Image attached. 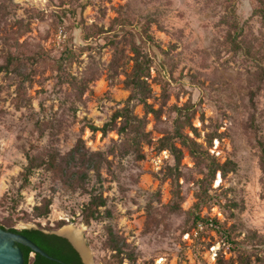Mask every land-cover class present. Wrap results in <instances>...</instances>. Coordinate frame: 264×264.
<instances>
[{"label": "rangeland", "instance_id": "rangeland-1", "mask_svg": "<svg viewBox=\"0 0 264 264\" xmlns=\"http://www.w3.org/2000/svg\"><path fill=\"white\" fill-rule=\"evenodd\" d=\"M260 5L259 0H47L41 9L25 0H0V63L2 49L9 47L19 58L16 71L0 73V225L56 234L73 226L95 264H240L245 254L251 264H264ZM241 30L240 44L251 54L234 47V33ZM135 48L151 60L147 102L159 111L148 113L137 100L129 105L145 121L143 158L125 147V135L88 127L103 126L127 105L132 90L123 81ZM66 51L73 54L67 57ZM188 116L192 124L183 133L218 162L237 165L204 187L209 159L197 162L176 139L184 158L174 182L169 174L175 158L159 150V139ZM75 149L74 161L69 154ZM80 153L87 154L84 160ZM27 155H53L62 164L36 169L25 184ZM96 160L112 215L86 224L82 209L89 195L71 182L78 171L90 175L85 186H99L90 168ZM46 199L52 201L51 213L33 219L34 206ZM196 215L220 225L196 224ZM109 227L123 243L122 263L107 249Z\"/></svg>", "mask_w": 264, "mask_h": 264}, {"label": "trees", "instance_id": "trees-1", "mask_svg": "<svg viewBox=\"0 0 264 264\" xmlns=\"http://www.w3.org/2000/svg\"><path fill=\"white\" fill-rule=\"evenodd\" d=\"M261 5L257 9V13L260 15L262 21L264 22V0H259ZM241 30L238 33L235 32L232 41H234V47L237 50H242L250 53V49L248 47H244V45L240 44L238 39V34L243 33ZM10 48V47H9ZM8 48L5 51V60L4 63H0V73L1 72H12L16 71L19 64V58H17L14 53ZM67 57L72 55L71 51H66ZM133 66L131 72L126 75V79L123 81L127 88L132 90L131 95L127 99V105L122 109L116 110L111 116L110 120L107 121L103 126H97L93 123L89 124L88 127L93 132L101 131L104 135L109 131H117L120 135H125L124 143L125 147L130 150H133L137 157L143 158L141 154V146L144 142H147L148 137L145 132V121L139 118L137 115L133 113V110L129 106L133 100H137L144 104L148 113H153L158 116V110H156L152 105H150L147 100L151 96L152 88L148 82V77L150 75V68L152 66L151 60L145 53L141 52L139 49L135 48L133 50ZM251 54V53H250ZM264 55L262 54V57ZM264 58V57H263ZM180 115H183V109H177ZM179 119L178 125L175 127L174 132L171 134H166L159 139V150H168L175 158V169L172 168L171 173L169 174V178H171L174 182L180 179L181 173L179 172V166L181 164L182 159L184 158L183 150L177 145L176 139H179L181 144L189 149L190 154L197 162H202L203 160L209 159V163L207 165L208 172L207 177L202 180L203 184L201 187L205 186L206 182H214L216 179L217 173L223 177H226L229 173L236 170V163L231 160H227L224 163H220L211 157L210 153L203 149L202 145L199 144L195 139L190 137L187 134H184L182 131L183 126H191V118L190 116L185 117V121H181ZM119 121L121 123L119 124ZM123 122V123H122ZM196 130V129H195ZM215 136H212L209 139V143H213V139ZM216 138V137H215ZM78 149L71 151L69 156L75 161V153ZM80 152V151H79ZM87 154L80 153L81 159H85ZM28 163L25 166V171L23 174L24 183L27 184L30 182V177L33 175L36 169L42 167H49L50 170H55L61 166L62 161L58 163L57 158L53 155H50L47 158H43L41 156H33L27 155ZM70 160V159H69ZM70 161H67V164L62 168L63 174L68 172V166ZM93 165L90 167L94 169L95 174L97 176V182L100 184L99 186L94 185L92 188H88L83 184V180L90 179V175L83 172L81 175L76 171L73 175V179L71 184H77L78 188H83L84 192L89 195V199L83 205V219L86 224H90L92 221H102L106 217H110L112 215L111 211L107 208V197L104 196L102 191V177L100 173L101 165L96 161H92ZM176 170V171H173ZM174 172H177L176 175ZM76 175H79L81 178V182H79L76 178ZM177 182V181H176ZM207 193V189H204V193ZM201 202H204V196H201ZM51 199H46L38 205H35L33 208L32 217L33 219L47 218L51 213ZM196 205H200V202H197ZM200 221L206 222L207 225H220L219 221L214 219L213 222H209L208 219H204L201 215H196L195 222L196 224ZM65 223L62 222L60 227ZM1 228H6L5 226H0ZM13 232L21 233L27 236L29 239L34 241L38 246H40L43 250H45L48 254L55 257L56 259L47 258L40 253H34L32 249L24 244H19L20 248L24 253L25 264H84L79 252L73 247V245L69 242V240L63 236H60L56 233L45 232L42 228H24L17 229L15 227L6 228ZM226 232V231H225ZM108 242L107 249L111 251V256L118 258V260L122 263L124 254V247L122 241H120L119 237L116 235L114 230L109 227L108 228ZM227 239L232 244H236V241L232 239L231 235H227ZM32 254H34L32 256ZM131 260L133 257L131 255ZM240 264H251L250 256L245 254L239 259ZM219 264H234L233 261H225L221 260Z\"/></svg>", "mask_w": 264, "mask_h": 264}, {"label": "water", "instance_id": "water-1", "mask_svg": "<svg viewBox=\"0 0 264 264\" xmlns=\"http://www.w3.org/2000/svg\"><path fill=\"white\" fill-rule=\"evenodd\" d=\"M23 0H14L15 3H19ZM37 4L41 9H45V3L47 0H25ZM2 226V225H0ZM60 236H63L69 240L73 247L79 252L81 259L84 264H89L88 261L84 258L83 253L79 246L69 237L64 231L57 233ZM82 244L85 245V239H82ZM19 244H24L32 249L34 253H40L41 255L50 258L56 259L55 257L48 254L40 246H38L34 241L29 239L27 236L13 232L6 228L0 227V264H25L24 253L20 248ZM94 261V260H93Z\"/></svg>", "mask_w": 264, "mask_h": 264}, {"label": "bare ground", "instance_id": "bare-ground-1", "mask_svg": "<svg viewBox=\"0 0 264 264\" xmlns=\"http://www.w3.org/2000/svg\"><path fill=\"white\" fill-rule=\"evenodd\" d=\"M69 237L72 238L73 241L79 246L81 249L84 258L88 261L89 264H95L93 261V258L91 256V253L88 251L86 245L82 244V232L79 229H76L73 226H68L63 230Z\"/></svg>", "mask_w": 264, "mask_h": 264}]
</instances>
